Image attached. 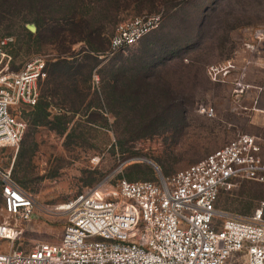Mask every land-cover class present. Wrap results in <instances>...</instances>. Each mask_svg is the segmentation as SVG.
<instances>
[{"label":"rangeland","instance_id":"rangeland-1","mask_svg":"<svg viewBox=\"0 0 264 264\" xmlns=\"http://www.w3.org/2000/svg\"><path fill=\"white\" fill-rule=\"evenodd\" d=\"M103 4L102 12L109 15L106 27L109 34L123 19L161 14L158 26L137 45L100 55L98 68L104 76L113 61L150 59L162 85L176 96H184L186 105L161 107L157 89L148 87L138 92L139 104L132 101L131 107H108L104 83L96 67L86 99L92 107L85 113L46 98L52 102L49 119L65 113L64 132H57L50 124L30 125L27 112L32 107L16 106L13 113L26 123L25 131L17 148L0 149V165L12 164L15 178L24 182V189L33 195L36 204L31 219L19 223L23 232L15 247L29 249L38 241L58 242L65 217L57 207L87 187L103 180L113 183L122 175L151 180L159 172L170 175L203 159L236 133L245 132L239 108L235 113L222 102L221 107H216V116L207 117L197 112L196 101L201 98L213 101L228 91V86L211 82L205 68L234 55L246 27L264 23V0H102L97 6ZM4 7L0 3V39L8 35L13 38L8 48L9 71L17 72L37 55L51 60L60 53L69 56L80 49L81 43L75 42L70 52L62 53V48L68 45L61 37L56 38L46 30L30 34L24 28L27 20L17 17L23 13H5ZM250 75L252 81H264V73ZM255 76L261 77L260 80ZM45 89L42 80L39 94L43 95ZM19 151L23 152L18 158ZM262 202L264 184L241 180L219 194L216 207L246 215ZM6 219L0 199V223Z\"/></svg>","mask_w":264,"mask_h":264},{"label":"built area","instance_id":"built-area-1","mask_svg":"<svg viewBox=\"0 0 264 264\" xmlns=\"http://www.w3.org/2000/svg\"><path fill=\"white\" fill-rule=\"evenodd\" d=\"M161 14H141L120 21L109 39L110 53L124 51L156 28ZM230 58L210 63L207 78L229 87L235 109L254 90L258 107L264 81H245L264 73V23L246 27ZM12 37L0 39V149L18 147L26 123L13 113L34 105L46 77V57L37 55L17 72L8 70ZM241 57V60H239ZM199 114L216 116L209 98L196 101ZM258 109L264 113V109ZM241 180L264 184V135L236 133L203 159L154 180L120 177L87 187L60 210L65 217L58 242L38 241L15 247L21 222L31 219L36 201L0 165V199L7 219L0 223V264H264V202L249 214L216 207L219 194Z\"/></svg>","mask_w":264,"mask_h":264},{"label":"trees","instance_id":"trees-1","mask_svg":"<svg viewBox=\"0 0 264 264\" xmlns=\"http://www.w3.org/2000/svg\"><path fill=\"white\" fill-rule=\"evenodd\" d=\"M101 1L0 0V3L5 6V13H23L17 17L21 16L27 20L24 28L30 34L37 30H39L38 33L41 30H46L56 38L61 37L62 42H66L68 45L62 48V53L70 52L73 43H81L80 49L69 56L60 53L56 58L46 60V77L43 79V82L46 83L45 93L39 94L34 105H27L32 107V110L27 112L30 125L36 127L50 124V128L57 132H64L67 128L65 113L52 115V118L49 119L51 114L49 106L52 102L46 98L49 96L59 103L69 104V108L73 111L82 109L85 113L89 107H92L88 102L86 103V99L91 87L93 70L96 67V72L104 83V95L108 97V107L111 105L114 107H131L129 104L132 101H134L133 104H139L138 92L148 87L157 89V100L159 104L163 103L161 107H185L186 98L181 95L176 96L162 85L161 77L155 75V65L150 59L137 57L126 61H113L114 63L109 65L110 69L106 73L107 76H104L101 69L98 68L101 63L100 55L108 52L109 39L117 24L109 34L106 30L109 15L102 12L101 7L105 11L104 4L97 6ZM12 42L13 40L10 42V46L13 44ZM67 57L71 58L68 59ZM104 77H107L106 80ZM32 141L33 138L30 142ZM22 152L19 151L16 157H21ZM12 175L18 184L24 188V182L20 179L17 180L14 176L15 169H12ZM120 177L137 180L129 175Z\"/></svg>","mask_w":264,"mask_h":264},{"label":"crops","instance_id":"crops-1","mask_svg":"<svg viewBox=\"0 0 264 264\" xmlns=\"http://www.w3.org/2000/svg\"><path fill=\"white\" fill-rule=\"evenodd\" d=\"M239 60H241V57H239ZM251 77H252L251 75H247L245 78V81L252 83V84H260V82L252 81ZM255 77L258 78L259 80L261 78L259 76H255ZM217 84H220V83H217ZM253 95H254V90L249 89L246 95L240 99L242 104L248 107H246V110L245 109L239 110L240 111L239 116H241V119L243 121L245 132L264 135V113L256 109V108L264 109V92L260 96L259 103L257 104L258 107H252L253 106V102H252ZM222 102L226 103V107H229L230 111L237 113L235 107H233L234 101H233L232 96L230 95L229 88H228V91L224 92V94L221 93L217 95V97L213 98V103L215 107H221ZM227 123L230 124V122L228 121Z\"/></svg>","mask_w":264,"mask_h":264},{"label":"bare ground","instance_id":"bare-ground-1","mask_svg":"<svg viewBox=\"0 0 264 264\" xmlns=\"http://www.w3.org/2000/svg\"><path fill=\"white\" fill-rule=\"evenodd\" d=\"M58 209H60L61 208V206H59V207H57Z\"/></svg>","mask_w":264,"mask_h":264}]
</instances>
